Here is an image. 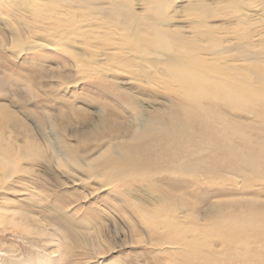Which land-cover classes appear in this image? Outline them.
Returning <instances> with one entry per match:
<instances>
[{"label": "bare ground", "instance_id": "1", "mask_svg": "<svg viewBox=\"0 0 264 264\" xmlns=\"http://www.w3.org/2000/svg\"><path fill=\"white\" fill-rule=\"evenodd\" d=\"M60 1L67 5L76 3L75 8L67 16H57L52 23H31L28 27L21 25L9 29V40L13 43L20 40L16 42L20 46L29 44L32 39L34 45L55 51L58 48L56 45L35 39L42 34L43 26L50 28L47 33L51 30L58 33L66 27L79 29L75 28V21L79 19L80 6L87 4L91 9L102 12L88 18L106 21L115 32L124 34L121 41L110 46L118 51L151 56V61L145 62L153 68L160 65L157 74L167 79L169 84L155 89L148 87L146 79L154 75L150 71L123 82L155 91L156 94L157 100L132 98V110L123 111L132 119V124L102 110H98L100 113L87 126L78 128L79 121L72 119L66 110L56 116L44 117L42 122L50 130L48 141L51 148L42 145L26 124L18 122L4 106L1 107L0 117L9 123V128L15 127L9 130V134L20 136L22 140L13 141L9 134H0V180H11L19 175L29 177L32 167L43 163L56 173L57 179L64 181L74 179L70 173L83 175L82 171L95 174L93 178L105 175L118 182L167 171L174 173L180 169L201 177L205 168L213 180L226 176L229 182L241 177L264 182V67L261 63L249 62V59L255 60L251 57L249 46L236 43L228 49L214 50L219 43L216 46L206 44L207 40L211 41L209 30L201 32L205 34V41L201 34L186 36L184 31L170 26L169 19L166 20L170 17L165 16L167 10L160 15L161 4H167L165 1L168 0L148 1L147 7L144 1L142 6L145 10L139 15L133 9L136 2L133 0ZM200 2L202 4L193 5L191 14L205 16L209 20L214 6L208 8L206 0ZM155 7L159 12L157 18L150 16L154 14L151 11ZM58 26L60 29H56ZM22 29L27 31V35ZM21 38L27 42H22ZM93 51L101 60L105 59V52L99 49ZM214 52L223 54L216 64L201 62L206 55ZM128 62L133 63L131 59ZM99 68V71H90L87 75L116 73L113 68ZM75 75L78 73L74 72ZM25 88L31 90L30 85H25ZM123 92L134 97L131 89H123ZM245 116H251V119L247 121ZM68 126L72 127L71 131H68ZM125 132L129 133L125 135ZM71 134H76L78 146L90 144L94 157L79 154L76 143H69ZM98 171L101 172L97 174ZM152 185L155 186L154 183ZM159 185L165 186L158 190L168 197V201L144 207L136 223L132 218L128 219L126 226L131 231L130 236L137 235L136 227L144 226L155 242L185 246L174 257L172 264H264V189H253L255 193L250 194L251 198H239L240 194L233 192L220 195V198H228L223 200L218 199L219 195L209 199L196 196V204H193L187 193L190 183L176 185L164 178ZM144 192L145 189L134 187L128 193L123 189L116 194L124 198L123 201L119 199L121 207L125 203L128 208L134 209L136 203L143 201ZM176 195H180L179 199ZM227 201L238 206L230 208ZM242 204L252 205L244 207ZM13 215L9 220H0V225L28 231ZM233 223L237 236L231 235V241L227 243L219 232L220 229L228 232ZM164 227L165 233L157 231H162ZM188 233L193 234L188 237ZM209 235L220 240L222 246L208 244ZM253 236L262 243L253 246ZM220 256L223 260L219 259Z\"/></svg>", "mask_w": 264, "mask_h": 264}, {"label": "rangeland", "instance_id": "2", "mask_svg": "<svg viewBox=\"0 0 264 264\" xmlns=\"http://www.w3.org/2000/svg\"><path fill=\"white\" fill-rule=\"evenodd\" d=\"M133 1H136L133 9L139 15L145 10L142 3L145 1L147 7L148 1L152 0ZM200 1L203 0L165 1L167 4H161L160 15L167 10L165 16L170 17H166L170 26L184 31L186 36L209 30L211 41L207 40L206 44L216 46L219 43L214 50L228 49L236 43L249 46L251 57L255 59H249V62L261 63L264 67V0H206L208 8L214 6V13H210L209 20L205 16L195 17L191 14L193 5L202 4ZM75 4L67 5L60 0H0V108L4 106L18 122L31 129L42 145L49 148L50 130L42 122L44 117L56 116L66 110L72 119L79 121L76 125L78 128L87 126L100 113L98 110H102L132 124V119L123 112L125 109L132 110V98L157 100L156 94L155 91L123 82L129 77L138 78L140 74L150 71L154 75L146 79L148 87L155 89L169 84L167 79L157 74L160 65L153 68L145 62L151 61V56L118 51L110 46L121 41L124 34L115 32L114 27L106 21L88 18L102 12L91 9L87 4L80 6L79 19L75 21V28L79 29L66 27L58 33L52 30L47 33L50 28L43 26L42 34L35 39L56 45L58 48L55 51L34 45L32 39L29 44L20 46H17L20 40H15V43L9 40V29L21 25L28 27L31 23H52L57 16H67ZM151 13H154L150 15L154 18L159 16L156 7ZM105 15L109 17V14ZM56 29H60V26ZM22 30L27 35V31ZM201 36L205 41V34ZM21 39L27 42L25 38ZM95 49L105 52L104 60L94 53ZM221 55L219 52L208 54L201 62L214 65ZM130 59L133 63H126ZM99 66L113 68L116 73L87 75L90 71H99ZM73 71L78 75L74 76ZM25 85H30L31 90L26 89ZM123 89H131L134 97L123 92ZM26 97L30 100H25ZM244 118L249 121L251 116ZM8 125L0 117V134L7 136L9 130L15 128H9ZM72 127L68 126V131ZM14 136L9 134L13 141L22 140L20 136ZM69 138V143H76L79 154L94 157L90 144L78 146L76 134H71ZM82 173H70L74 179L64 181L57 179L56 173L47 165L39 163L32 167L29 177L19 175L11 180H0L3 182L0 183V220H9L14 214L15 219L21 221L28 230L0 225V264H172L174 257L185 246L155 242L144 226L136 227L137 235L130 236L131 231L126 226L130 218L134 223L137 222L144 207L168 201V197L158 190L159 187H165L159 185L162 179L168 178L176 185L190 183L187 193L193 204H196V196L209 199L219 195L218 199L223 200L228 198H220V195L233 192L240 194L239 198H251L250 194L255 193L253 189H264V182L256 179L241 177L229 182L228 177L222 176L213 180L205 168L202 169L201 177L180 169L174 173L167 171L152 176H137L135 180L122 182L108 179L105 175L93 178L95 174ZM65 183L68 184L65 186ZM134 187L145 189L143 201L136 203L134 209L128 208L125 203L121 207L124 198L116 193L123 189L128 193ZM179 196L176 195L178 199ZM226 204L230 208L238 206L228 201ZM231 227L228 232L223 229L219 232L227 243L231 241V235L237 236L234 223ZM157 231L165 233L166 229L164 227L162 231ZM193 233H188V237ZM251 239L253 246L262 243L254 236ZM208 244L222 246L215 236H210ZM219 259L223 260V256Z\"/></svg>", "mask_w": 264, "mask_h": 264}]
</instances>
